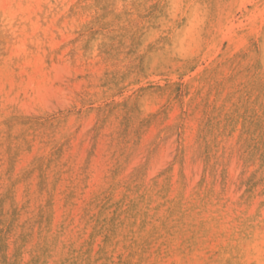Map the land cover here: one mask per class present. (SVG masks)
I'll return each instance as SVG.
<instances>
[{"label": "rangeland", "instance_id": "obj_1", "mask_svg": "<svg viewBox=\"0 0 264 264\" xmlns=\"http://www.w3.org/2000/svg\"><path fill=\"white\" fill-rule=\"evenodd\" d=\"M0 264H264V0H0Z\"/></svg>", "mask_w": 264, "mask_h": 264}, {"label": "bare ground", "instance_id": "obj_2", "mask_svg": "<svg viewBox=\"0 0 264 264\" xmlns=\"http://www.w3.org/2000/svg\"><path fill=\"white\" fill-rule=\"evenodd\" d=\"M34 9H35V8H34ZM31 13H32V12H31ZM7 17H8V16H7ZM23 49H24V48H23ZM24 50H25V49H24ZM24 50H20V52H21V51L23 52ZM20 52H19V53H20ZM160 55H161V54H160ZM154 56H155V55H154ZM157 58H158V57H157ZM184 58H185V57H184ZM161 60H162V59H161ZM146 62H147V61H146Z\"/></svg>", "mask_w": 264, "mask_h": 264}]
</instances>
